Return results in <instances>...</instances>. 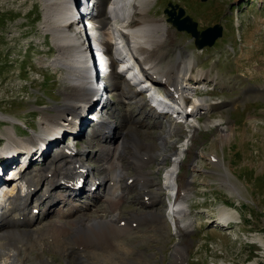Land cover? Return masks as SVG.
Here are the masks:
<instances>
[{"label": "rangeland", "instance_id": "obj_1", "mask_svg": "<svg viewBox=\"0 0 264 264\" xmlns=\"http://www.w3.org/2000/svg\"><path fill=\"white\" fill-rule=\"evenodd\" d=\"M120 1L121 15L117 14L122 20V17L129 16L124 13L131 12V6L129 9L125 0ZM57 2L0 0L1 156L23 151V147L14 150L17 141L26 142L33 135L40 134L42 126H45V114L54 113V108L63 102L66 70L54 66L58 46L53 32L44 27L45 22H53ZM148 6L147 14L159 20L156 24L165 22L174 31L173 41L166 48L167 59L174 60L180 52L183 60L189 57L193 61L191 75L195 76L196 81L190 95L194 93L204 106L200 105L187 118L198 122L192 123L196 131L183 123L179 125V132L172 135L168 132L170 127L162 131L168 124L165 116L162 118L163 124L154 115L146 111L142 113L135 99L119 100L113 93L108 95L102 114H110L107 121L112 125L116 123L118 130L121 125L125 127L129 124L144 130V123L147 122L150 126L148 130L153 135L168 140L164 148L158 145L157 149H151L150 152L158 154L159 158L144 166L155 180L154 186L160 200L153 207L143 206L148 195L142 193L145 188H136L126 193L125 201L117 209V214L127 218L136 213L141 216L143 210L156 209L165 220V225L154 230L150 228L151 224L139 226L134 221L132 231L124 239L129 245L125 244L124 247L132 249L126 256L134 260L130 259V264H264V0H151ZM178 9L190 16L200 31L215 24L220 25L222 32L219 38L211 46L196 48L188 32L179 31L168 20L172 18L169 13H176ZM131 87L135 88L136 85ZM80 104H77L78 111ZM111 108L115 111L112 114L109 112ZM91 111H88L87 117L92 116ZM105 115L97 116L98 120L106 118ZM71 116L67 112L59 122L62 125L71 122ZM156 120L160 126L155 124ZM88 123L91 127L95 124L92 121ZM223 128L225 135H222ZM84 130L81 136H69L68 142L65 141L67 130L63 131L61 138L62 132L54 131L57 133L47 138L45 144L40 141V148L32 147L41 152L50 145V153L42 154L47 156L44 160H48L49 155L58 151L59 147L70 143L71 152L87 151L84 164L92 174L98 176L94 171L99 164V161H95L98 147H89L86 134L90 133L91 128L84 127ZM9 131L12 141L8 136ZM122 131L123 128L120 135ZM93 139V143L96 142L95 137ZM138 139L140 142L153 141L140 134ZM59 140L62 146L57 147ZM155 140L160 143L159 138ZM159 154L166 155V160L160 159L164 157ZM124 161L128 160L125 158ZM35 167H39V164H30L31 169ZM174 170L178 171L175 176L178 185L188 180L185 184L184 208L191 227L187 235L177 228L167 207V203L171 202L170 194L174 193V182L171 180ZM43 171V168L39 169L37 177L44 174ZM163 171L165 174H162ZM13 184L7 178L6 195ZM82 200H86V197H82ZM92 201L94 205H90V210L87 207L81 209L85 216L77 215V222H86L98 216L103 206L95 198ZM56 202L50 208V202H44V213L48 208H60L62 204ZM224 211L231 219L223 226L217 224L216 220ZM44 213L36 222L47 221L44 220L45 216H48L46 219H54L55 213L50 216ZM79 217L83 219L79 220ZM100 224L101 221L92 220L91 225L98 229ZM83 232L88 234L89 230ZM41 256L46 257L49 264H78L77 260L50 249H44L41 254L31 251L29 257H23L25 262L22 264H40L38 258ZM111 260L113 264H129L116 254L112 255Z\"/></svg>", "mask_w": 264, "mask_h": 264}, {"label": "bare ground", "instance_id": "obj_2", "mask_svg": "<svg viewBox=\"0 0 264 264\" xmlns=\"http://www.w3.org/2000/svg\"><path fill=\"white\" fill-rule=\"evenodd\" d=\"M57 1L56 7L58 10L54 11V20L51 24H46L45 22L44 27L53 32L56 45L58 46V58L54 60V66L58 65L66 70L65 78L67 84L64 86V98L62 104L54 108V113L45 114V126H42L40 134L33 135L26 142L17 141V146L15 145L16 143L14 144V150L23 147L22 149L25 151H19L16 157L11 158L10 161L15 162L19 156L24 154L23 159L25 163L29 161L30 164H39V167L32 168L30 171L24 173L19 185L23 186L24 184L27 187L19 190L13 186L8 190V195H6V191L3 193L2 198L5 195L8 202L2 208V213H0V264H22L25 262L23 257H29L31 251L41 254L44 249L46 251L50 249L59 252L65 257L77 260L78 264H113L111 258L114 254H116V257L119 258L120 256L130 264L131 258L128 259L126 255L128 252L131 253L132 249L124 247L125 244L128 245L124 239L130 234L128 232L132 231L131 224L134 221L139 223L137 224L139 226L151 224L150 228L156 230L165 225V220H163L156 209L143 210L141 216L138 213H133L135 216L123 217L120 216L121 214H117L118 205L120 206L125 201L127 197L126 193L136 188H145L142 193L143 195H148V199L142 203L143 206H152L160 200L158 191L155 189L156 185L154 186L155 180L150 171L144 169V166L155 161L158 157V154L150 152L151 149H157L158 145L164 148L168 140L165 137L153 135L148 130L150 126L148 127L147 122L144 123L147 125H145L144 130L136 129L133 124L126 125L125 127L121 125L123 131L120 135L121 129L118 130V125L116 126V123L112 125L111 122L107 121V116H110V114H102L107 106L102 100L101 105L95 112L105 115L106 118L97 123L94 122L95 124L92 126L90 133L86 134L89 137L87 139L89 147H98V151L96 149L98 156L95 161H99V164L94 169L98 174L97 177H94L90 169L83 164V158L87 153L85 150L82 152L78 151L77 154H71L68 148L59 147L58 151L56 150L49 155L50 158L48 160H44L47 157L46 155L50 153L48 150H50L51 146H46L48 148H45L43 151L41 150V152L32 147L37 146L40 148L42 146L39 145L40 141L41 144H45L47 138L60 131L62 132L60 133L62 136L65 130L71 133L75 132L77 135L84 134V127H91L89 123L87 124V121L90 120H87V117H85L86 109L96 103L95 91L88 81L90 70L86 66L88 60L85 56L88 47L82 37L83 35L79 32L80 28L76 26L72 28L73 23L76 22V14L74 12L75 2L74 0ZM106 1L97 0L95 7L97 13L95 18L98 20L97 22L101 27L102 34L106 35V39H111L114 34H118L119 40L122 37L125 41V44L121 42L122 49L126 50L127 48L133 56L132 59L129 57V60L132 61L131 64L134 67V61L141 64L147 70L148 78L159 85H171L176 98L182 102L185 101L186 98L182 92L187 90L190 92L195 86V84H192L189 89L186 88L189 81L195 80V76L191 75L193 61L189 57L183 60L180 52L177 53L174 60L167 59L168 53H166V48L173 41L172 35L174 31L165 22L156 24L159 20L147 14L146 11L149 9L148 5L151 3V0H134L131 6V13L127 18L122 17V20L118 16L119 13L117 14L113 11L109 15V12L107 13L103 9ZM114 3L115 0H110L109 5L111 6ZM94 5L95 3H93ZM88 8L89 3H84L82 9L86 10ZM82 25L84 28V24ZM89 31L93 33L91 32L92 28ZM85 35L88 36L86 31ZM95 43L97 44V42ZM98 44L108 48L106 42H98ZM96 51L99 61L97 63V59L95 60L94 67L99 72L98 69L103 70L104 62L100 56L99 49H96ZM166 59L168 61L163 62ZM129 60H124L120 63V68L126 69L127 72L132 71L126 65V62ZM109 80L117 84H121L123 81L114 72L110 74ZM131 92L133 93L131 94ZM109 93L117 95L119 100L121 98L135 99L137 105L138 102H142L135 89L125 86V84L110 88ZM78 103H81L79 111L77 107ZM189 105L192 106L193 103ZM201 106L204 105L201 104ZM139 109L142 113L146 111L142 110L140 106ZM67 112L72 115L71 117L75 121H68L62 125L59 121ZM95 112L94 114H96ZM109 112L111 114L114 113V108H111ZM126 117L127 120L130 119L128 116ZM143 120L144 118L141 121ZM155 124L161 125L157 120ZM169 127L170 130H168ZM191 127L196 131L194 126ZM179 129V125L169 123L162 131L168 130L173 135V132L175 134L179 132ZM222 130V135H225L224 128ZM139 134L141 137L153 141L140 142L138 141ZM44 135L46 136L44 137ZM8 136L11 140L10 131ZM94 137L96 142L93 143ZM155 138H159L160 143H156ZM43 152L46 153L44 159ZM153 152L155 151L153 150ZM159 155L164 157L160 159L166 160V155ZM32 157H34L33 160ZM112 157L113 159H111ZM125 158L128 161H124ZM10 164L6 163L5 166ZM41 168L44 169V174L37 177L36 173H39V169ZM131 169L132 171H129ZM186 183H188V180L184 181V185L176 183V193L174 192L176 196L174 199L172 197L174 193L170 194L171 200L174 199V201L171 203L169 211L177 228L184 235L188 234L191 227L190 222L186 219L187 214L184 208L187 190ZM96 185L98 186L96 189V191H99L98 194L94 190ZM82 197H86V200L90 201L88 203L82 201ZM94 198L101 202L100 204H102L104 209H101L98 216H94L86 222H77L76 218L78 216H85L82 210L85 207H87V210H90V205H94L92 201ZM31 200H34L33 202L35 203L32 206L30 205ZM44 202H50L49 208L55 202L61 203L62 207L60 206L56 210L48 208L44 213ZM82 205L85 206L83 207ZM33 208L35 209L33 210ZM96 210L100 209L96 208ZM225 211L221 212L218 216L216 220L217 224L224 226L229 223L231 216L226 214ZM43 213L47 215L55 213L53 215L54 219H46L48 216H45L44 220L47 221L43 223L36 222L39 217L43 216ZM80 219L82 220L83 218L79 217ZM92 220L101 221L98 229L91 225ZM144 220L147 221L144 222ZM134 227L136 226L134 225ZM85 230H89V233H84L83 231ZM131 234L133 235V233ZM263 244L262 242V246H264ZM176 249L175 251H177ZM38 260L40 264H49V260L46 257L41 256Z\"/></svg>", "mask_w": 264, "mask_h": 264}, {"label": "water", "instance_id": "obj_3", "mask_svg": "<svg viewBox=\"0 0 264 264\" xmlns=\"http://www.w3.org/2000/svg\"><path fill=\"white\" fill-rule=\"evenodd\" d=\"M169 14L172 16V18L168 19L171 21V24L175 25L178 30L188 32L190 36L194 38V43L197 48H200L204 45H212L214 40L220 35V32L222 31L221 26L218 24L207 27L201 32L198 31L195 22L191 21L189 16H184L181 18L183 15V10L180 9L177 15L174 13Z\"/></svg>", "mask_w": 264, "mask_h": 264}]
</instances>
